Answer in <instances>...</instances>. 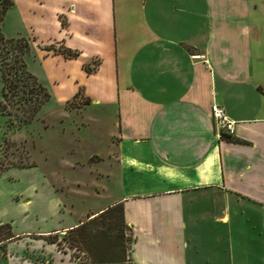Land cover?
I'll return each instance as SVG.
<instances>
[{
  "label": "crops",
  "instance_id": "obj_1",
  "mask_svg": "<svg viewBox=\"0 0 264 264\" xmlns=\"http://www.w3.org/2000/svg\"><path fill=\"white\" fill-rule=\"evenodd\" d=\"M5 18L46 99L62 115L83 102L53 137L63 172L39 168L19 192L0 173V264H100L40 237L114 202L130 247L104 264H264V0H11ZM68 173L92 184L86 206L49 184Z\"/></svg>",
  "mask_w": 264,
  "mask_h": 264
},
{
  "label": "rangeland",
  "instance_id": "obj_2",
  "mask_svg": "<svg viewBox=\"0 0 264 264\" xmlns=\"http://www.w3.org/2000/svg\"><path fill=\"white\" fill-rule=\"evenodd\" d=\"M10 19L5 18L0 22V29L5 35L12 30ZM8 46V44L0 40V59L5 68L12 61L13 53L15 52L8 48ZM26 60V68L30 71L33 66L31 65L32 60L29 56H26ZM11 75L8 74L7 78L10 79ZM9 93L10 91L7 90L4 98L0 94V100L3 101L4 110L6 111L4 113L0 111V165L8 166L6 169L8 176L6 180L7 186L13 188L14 192H19L25 184L38 181L37 177L40 169L49 174L52 171L63 172V168L57 163V153L60 147L57 146L58 143H56L53 137L60 132L62 125L69 124V119L72 115H75L76 121L79 119L77 111L82 106L83 98L82 96H77L67 102L65 108L68 115H62L58 107L53 106L50 99H46L42 101L33 116L28 119L25 117L26 113L23 108H14ZM24 117L28 120L23 119ZM45 151L46 153L48 151L51 155L48 164H45L43 159ZM33 164L35 167L31 166ZM81 165L84 168L76 165L74 169H86V164L81 163ZM48 181L59 193L64 195L63 201L64 203L66 202L65 205L67 204L75 208V206H79L80 204H85L86 206L89 203L90 198L86 196L93 188L89 182L73 181L70 179L69 173L68 175L66 174L64 181H55L51 177ZM110 184L114 185L113 182ZM15 194L13 200L19 199L18 194ZM83 209L87 210L85 207ZM7 228L8 226L6 225L0 227V237L7 233ZM71 234L68 228H66L56 234L44 235L40 239L50 242L49 239L56 237L59 243L53 242V245L57 249L67 252L71 258L84 260L86 253L70 242ZM30 237H38V235H30ZM21 249L20 251L18 246H16L14 250L33 261L41 258L40 251H38L39 247L28 248L27 246H23Z\"/></svg>",
  "mask_w": 264,
  "mask_h": 264
},
{
  "label": "trees",
  "instance_id": "obj_3",
  "mask_svg": "<svg viewBox=\"0 0 264 264\" xmlns=\"http://www.w3.org/2000/svg\"><path fill=\"white\" fill-rule=\"evenodd\" d=\"M10 4L11 0H0V22ZM0 40L8 44V48L15 51L12 61L6 68L0 59V94L4 98L6 91L9 90L14 108H23L26 113L25 117L29 119L42 101L47 98L48 93L25 67L23 55L29 48L26 38L23 36L4 37L0 32ZM63 53L74 55V52L68 50H64ZM84 69L89 71L90 67L84 65ZM8 74H12L10 79L7 78ZM0 111L3 113L5 111L4 103L1 100ZM25 117L23 119H26ZM7 168L8 166L0 165V173ZM3 225L8 226L7 223H4L0 224V227ZM6 230L8 233L9 228ZM68 230L72 233L70 242L85 251V261L100 264L117 263L126 260L128 257L131 231L123 220L120 202H114L97 213L87 216ZM49 241L59 243L56 237L49 239Z\"/></svg>",
  "mask_w": 264,
  "mask_h": 264
},
{
  "label": "built area",
  "instance_id": "obj_4",
  "mask_svg": "<svg viewBox=\"0 0 264 264\" xmlns=\"http://www.w3.org/2000/svg\"><path fill=\"white\" fill-rule=\"evenodd\" d=\"M210 114L214 121V125L216 126L217 130L219 132H225V133H231L232 132V126H233V120H231L226 113L224 112L223 107L216 103L212 102L210 104Z\"/></svg>",
  "mask_w": 264,
  "mask_h": 264
}]
</instances>
